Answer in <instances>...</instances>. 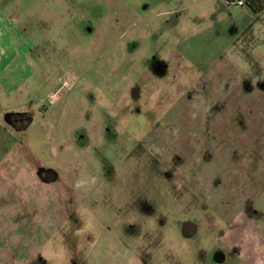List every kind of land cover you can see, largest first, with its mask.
<instances>
[{
	"label": "rangeland",
	"instance_id": "374dc122",
	"mask_svg": "<svg viewBox=\"0 0 264 264\" xmlns=\"http://www.w3.org/2000/svg\"><path fill=\"white\" fill-rule=\"evenodd\" d=\"M44 1L0 0L33 70L0 264H264V10L229 40L187 0Z\"/></svg>",
	"mask_w": 264,
	"mask_h": 264
},
{
	"label": "crops",
	"instance_id": "0c3cea01",
	"mask_svg": "<svg viewBox=\"0 0 264 264\" xmlns=\"http://www.w3.org/2000/svg\"><path fill=\"white\" fill-rule=\"evenodd\" d=\"M44 2H41L43 7H40L39 13L32 9L28 10V13L29 15L36 13L41 21L47 22L48 3L46 0ZM33 6L34 4H31L29 8ZM246 7L252 9L249 5ZM193 8L198 9L193 12ZM232 8H240L239 10L245 13L249 12L245 6L230 7L226 0H187V11L193 12L189 15L192 17H189L187 22H192L195 16L199 21L214 25V28L207 25L206 29H215L219 36L221 35L220 37L234 39L240 31V26H236L238 20L231 15ZM213 16L216 18L214 19ZM10 24L0 12V120L6 119L11 127H15L17 121L29 118L30 112L25 106L31 99L27 84L33 71L30 61L32 42L22 32L13 33L15 31ZM38 30L42 31L40 28ZM227 47L225 46L224 49ZM39 100H33L32 104Z\"/></svg>",
	"mask_w": 264,
	"mask_h": 264
},
{
	"label": "trees",
	"instance_id": "16d2710c",
	"mask_svg": "<svg viewBox=\"0 0 264 264\" xmlns=\"http://www.w3.org/2000/svg\"><path fill=\"white\" fill-rule=\"evenodd\" d=\"M247 2L255 12H261L264 10V0H247Z\"/></svg>",
	"mask_w": 264,
	"mask_h": 264
},
{
	"label": "built area",
	"instance_id": "2783aa9c",
	"mask_svg": "<svg viewBox=\"0 0 264 264\" xmlns=\"http://www.w3.org/2000/svg\"><path fill=\"white\" fill-rule=\"evenodd\" d=\"M227 1L231 6H235V7H243L247 4V0H227ZM69 85L70 82L66 81L65 86H69Z\"/></svg>",
	"mask_w": 264,
	"mask_h": 264
},
{
	"label": "flooded vegetation",
	"instance_id": "af4514ba",
	"mask_svg": "<svg viewBox=\"0 0 264 264\" xmlns=\"http://www.w3.org/2000/svg\"><path fill=\"white\" fill-rule=\"evenodd\" d=\"M187 231H188V230H187V227H185L184 232H187ZM218 255H219V254H218ZM216 258L219 259L217 255H216Z\"/></svg>",
	"mask_w": 264,
	"mask_h": 264
}]
</instances>
